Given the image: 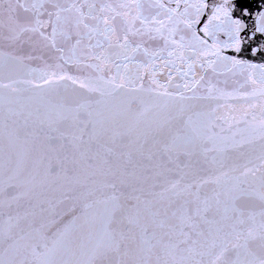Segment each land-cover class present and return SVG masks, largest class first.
<instances>
[{"label": "snow or ice", "instance_id": "1", "mask_svg": "<svg viewBox=\"0 0 264 264\" xmlns=\"http://www.w3.org/2000/svg\"><path fill=\"white\" fill-rule=\"evenodd\" d=\"M4 47L42 68L39 83L0 81V264L73 243L79 264H264V64L238 58L264 51V0H0ZM221 71L243 80L226 91ZM20 83L72 93L32 107ZM194 98L248 103L193 114ZM201 117L246 125L261 166L215 167Z\"/></svg>", "mask_w": 264, "mask_h": 264}, {"label": "water", "instance_id": "2", "mask_svg": "<svg viewBox=\"0 0 264 264\" xmlns=\"http://www.w3.org/2000/svg\"><path fill=\"white\" fill-rule=\"evenodd\" d=\"M254 47L256 45H253ZM0 52L3 53V56L0 57L2 60V65H0V81L7 84L10 80L17 81H28L32 80L33 83H39L37 77L39 73L32 72L31 69H39L42 68V64L39 61H29L25 60L22 64H16L9 60V54L15 55L16 53L12 52L11 49L4 47L0 48ZM238 58L246 59L254 64H264V51L257 52L255 55L251 53L250 50L243 51L238 55ZM199 71V70H198ZM70 75L74 76H83L87 75V71L80 72L75 68H71L69 70ZM209 75H212L211 73ZM259 75V74H257ZM213 82H218V86L220 88L225 89L226 91L232 90L233 87L236 86V81L243 80V77L239 75L233 76L231 73H224L221 71L219 75L212 76ZM182 83V82H181ZM16 87L24 90L18 94V98L22 103L31 104L32 107H35L37 104L41 102V97H43L44 101L51 100L55 102L61 96L69 95L71 96L72 89L68 88L67 92L65 90L64 85L54 86L49 90H41L36 91L32 88L31 85L20 83L17 84ZM5 100L7 101L8 92L5 90L4 92ZM187 95L192 96V93H188ZM206 95V91L204 89L199 90L196 94L197 97H203ZM29 97H31V101H29ZM151 102V101H149ZM185 105L191 106V111L194 114L195 112L207 113L212 108H215L217 104L225 105L224 108H218L216 115H225L228 113V104H232L236 109H240L242 106L247 107L248 101H234V100H218V101H210L206 99H191L181 102ZM7 107V104L5 105ZM134 107H136L134 105ZM231 115L239 118V112H232ZM250 119V117H249ZM23 121L21 120V123ZM195 126L202 132L204 137H212V140L207 142V147H215L217 151H214L210 154L211 156H215L217 160V164L215 167L219 168L220 165H223L222 170H228L233 166H238L240 171H243V167L246 165L247 167H255L259 168L261 166V162L259 160V156L261 154L262 146L259 140L253 139V134L246 129V125L240 124L235 125L232 124L229 126L226 123H211L207 117H201L196 121ZM3 154L5 166H7V156L9 151V143L7 130H5L3 142ZM260 176V172H257V178ZM37 182L42 181L44 179L43 169L40 170L39 174L36 177ZM251 180V178H250ZM47 199H51L56 201L60 199L59 192L46 191L44 193V197ZM22 203H24L22 201ZM70 207V204L66 205H58V209L61 207ZM258 211L259 208L257 207ZM7 211V209H6ZM72 220L71 215H65L62 218V223H58L54 226H51L46 230V235L49 237V247H52L51 241L54 239V233L57 231V228L63 227V224H67ZM73 236L78 237L80 234L79 224H74L73 228ZM6 248V245H5ZM0 255L3 256L4 259H8L7 252H0ZM82 260L81 252L79 248L76 246V243L73 244H65L63 246L57 247L53 252L50 253L48 257V264H79V261Z\"/></svg>", "mask_w": 264, "mask_h": 264}]
</instances>
